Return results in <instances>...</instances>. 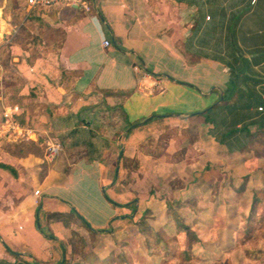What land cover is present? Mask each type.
<instances>
[{"label":"crops","instance_id":"1","mask_svg":"<svg viewBox=\"0 0 264 264\" xmlns=\"http://www.w3.org/2000/svg\"><path fill=\"white\" fill-rule=\"evenodd\" d=\"M83 1L88 10L39 9L42 25L30 31L41 52L10 42L17 27L0 11L10 50V69L0 63V118L9 106L16 117L26 106L11 100L31 95L27 111L49 123L20 124L35 136L0 147L59 145L52 158L0 155L16 172L0 166V264H61L74 236L123 232L137 211L123 162L145 156L157 133L215 104L224 132L264 114V0ZM21 7L33 23L25 0Z\"/></svg>","mask_w":264,"mask_h":264},{"label":"rangeland","instance_id":"2","mask_svg":"<svg viewBox=\"0 0 264 264\" xmlns=\"http://www.w3.org/2000/svg\"><path fill=\"white\" fill-rule=\"evenodd\" d=\"M23 2L0 0V11L23 26L10 42L29 43V49L39 52L40 41L32 40L37 34L30 29L42 23L24 20ZM8 43L0 42V63L6 71ZM11 101L26 107L34 102L31 95ZM32 114L40 117L39 111ZM215 118L216 128L199 116L188 120L186 127L157 133L146 140L145 156L124 161L123 185L132 190L137 211H132L123 232L107 227L110 231L74 236L64 264L97 263L96 259L123 264L120 252L128 264H264V134L253 136L258 129L250 124L247 136L240 131L222 141L226 126L220 116ZM56 141L60 142L57 138L51 142ZM47 149L45 144L36 153L43 156ZM6 150H14L13 144L2 145L0 155ZM168 204L188 224L189 232L177 230L173 217L167 216ZM141 218L145 225L138 226ZM168 218L170 230L163 226Z\"/></svg>","mask_w":264,"mask_h":264},{"label":"trees","instance_id":"3","mask_svg":"<svg viewBox=\"0 0 264 264\" xmlns=\"http://www.w3.org/2000/svg\"><path fill=\"white\" fill-rule=\"evenodd\" d=\"M41 14H42V10H39V9H32L28 14H27V17L30 21H39L40 22V17H41ZM11 23L17 27V31H16V34L19 32V30H21L23 28V26H17L16 25V21L15 20H12ZM32 40H39L38 36L37 35H33L31 36ZM227 100L228 98H223V104H227ZM263 105L261 106L263 108L264 106V102L262 103ZM218 104H215L213 106H211L210 108L206 109L205 111L202 112V114L204 115V119H205V122L207 123H210L212 124L213 128H216L217 127V124L216 122L214 121L212 115H211V112L212 110L217 107ZM228 106V105H226ZM259 112V111H258ZM237 118H239V116H236ZM16 119L19 121V123L22 125V126H30V127H34V128H47L49 126V123L48 122H43L41 121L38 116L36 115H33L31 113H29L26 109V107H24V109L22 110V112L20 114H18L16 116ZM250 124H256L257 126V131L253 134V136H255L256 134H264V114H261L259 115L256 120L254 119L253 122H246V123H243L241 124L240 127L236 128L233 126V128H231L230 130L224 132L221 134V139L222 141H224V138L230 136V135H236L237 133H239L240 131L244 132L245 135L247 136L248 133H249V125ZM235 125V124H234ZM13 148L14 150H11V153L12 154H15V155H19V156H23V155H26L28 154L29 152H33V153H36V152H39V147L37 145H34L33 142H18L17 144H13ZM0 166L4 169H8L10 170L13 174H16V172L14 171V169L8 165V164H5L3 162H0ZM135 200L131 201V203L133 202L134 203ZM176 205H183V203H177ZM195 211L193 208H192V212ZM144 216V214H143ZM167 216L168 217H173V220L174 222L176 223V226H178L177 230L178 231H182L183 233H187L190 231L189 229V226L188 224H186L183 219H179L178 218V213L176 212V209H174L172 207L171 204H168L167 206ZM251 212L249 214H247L246 216V220L247 222L250 221V218H251ZM145 225V222L142 221V218L138 221V226H143ZM164 227L168 228V230L172 229L173 227L171 226V224L169 223V218L168 220L163 224ZM145 228H139L138 230L140 231H143ZM98 231H103V230H98ZM148 245V244H147ZM147 250H149V247L147 246L146 247ZM121 254V257H122V263L123 264H128V261H127V258L126 256L123 254V252H120ZM97 263H95L94 261L90 262L89 264H104V261L102 259H96ZM33 264H37V263H33ZM61 264H64V261L61 262Z\"/></svg>","mask_w":264,"mask_h":264},{"label":"built area","instance_id":"4","mask_svg":"<svg viewBox=\"0 0 264 264\" xmlns=\"http://www.w3.org/2000/svg\"><path fill=\"white\" fill-rule=\"evenodd\" d=\"M25 5L28 9H49L62 6H78L82 5L85 9L89 6L83 0H25ZM2 20V13L0 12V23ZM108 40L103 41V45L107 46ZM262 110V107H258ZM18 111L17 106H9L3 109L0 118V142H17L22 140H29L35 136L34 130L27 127H22L15 117ZM59 149L58 143L48 145L47 157L52 158L53 154Z\"/></svg>","mask_w":264,"mask_h":264}]
</instances>
